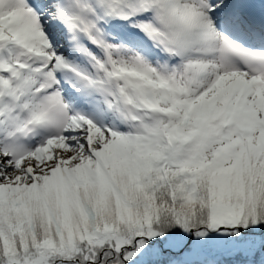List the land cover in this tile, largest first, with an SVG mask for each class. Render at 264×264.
I'll list each match as a JSON object with an SVG mask.
<instances>
[{"label": "snow or ice", "instance_id": "obj_1", "mask_svg": "<svg viewBox=\"0 0 264 264\" xmlns=\"http://www.w3.org/2000/svg\"><path fill=\"white\" fill-rule=\"evenodd\" d=\"M0 264H264V0H0Z\"/></svg>", "mask_w": 264, "mask_h": 264}]
</instances>
